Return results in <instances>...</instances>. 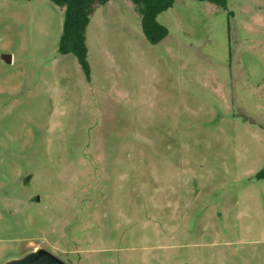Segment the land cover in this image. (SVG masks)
I'll use <instances>...</instances> for the list:
<instances>
[{"label": "rangeland", "instance_id": "rangeland-1", "mask_svg": "<svg viewBox=\"0 0 264 264\" xmlns=\"http://www.w3.org/2000/svg\"><path fill=\"white\" fill-rule=\"evenodd\" d=\"M96 11L87 77L64 8L0 0V264H264V0H175L157 43Z\"/></svg>", "mask_w": 264, "mask_h": 264}, {"label": "trees", "instance_id": "trees-1", "mask_svg": "<svg viewBox=\"0 0 264 264\" xmlns=\"http://www.w3.org/2000/svg\"><path fill=\"white\" fill-rule=\"evenodd\" d=\"M65 10L63 35L59 53L73 54L79 61L86 76H90L88 48L86 44L87 27L95 11L110 0H52ZM141 14L145 35L157 43L168 35V29L160 24L157 17L171 8L175 0H130ZM204 1V0H200ZM215 1V0H210Z\"/></svg>", "mask_w": 264, "mask_h": 264}, {"label": "water", "instance_id": "water-1", "mask_svg": "<svg viewBox=\"0 0 264 264\" xmlns=\"http://www.w3.org/2000/svg\"><path fill=\"white\" fill-rule=\"evenodd\" d=\"M7 264H68L45 249L33 251L26 256L11 260Z\"/></svg>", "mask_w": 264, "mask_h": 264}, {"label": "crops", "instance_id": "crops-1", "mask_svg": "<svg viewBox=\"0 0 264 264\" xmlns=\"http://www.w3.org/2000/svg\"><path fill=\"white\" fill-rule=\"evenodd\" d=\"M114 1H115V0H110V1H109L108 3H106L105 5L110 4V3L114 2ZM105 5H103V6H105ZM96 12H97V11H96ZM96 12H95V13H96ZM95 13H94V14H95ZM90 22H91V21H90Z\"/></svg>", "mask_w": 264, "mask_h": 264}]
</instances>
